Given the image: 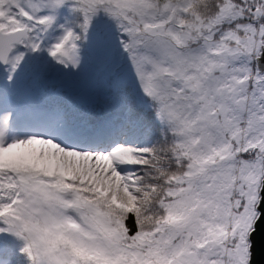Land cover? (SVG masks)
Wrapping results in <instances>:
<instances>
[{"label":"snow or ice","instance_id":"6c2138e0","mask_svg":"<svg viewBox=\"0 0 264 264\" xmlns=\"http://www.w3.org/2000/svg\"><path fill=\"white\" fill-rule=\"evenodd\" d=\"M264 0H0V264H254Z\"/></svg>","mask_w":264,"mask_h":264},{"label":"water","instance_id":"95a60500","mask_svg":"<svg viewBox=\"0 0 264 264\" xmlns=\"http://www.w3.org/2000/svg\"><path fill=\"white\" fill-rule=\"evenodd\" d=\"M258 231L254 234V264H264V217L261 218L258 224Z\"/></svg>","mask_w":264,"mask_h":264}]
</instances>
